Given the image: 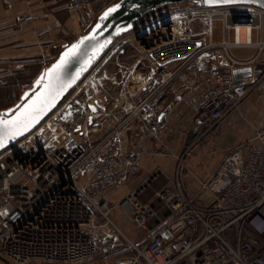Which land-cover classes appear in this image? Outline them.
I'll use <instances>...</instances> for the list:
<instances>
[{"label": "built area", "instance_id": "1", "mask_svg": "<svg viewBox=\"0 0 264 264\" xmlns=\"http://www.w3.org/2000/svg\"><path fill=\"white\" fill-rule=\"evenodd\" d=\"M88 3L70 0L68 9L79 11ZM183 5L147 24L141 19L79 83V92L75 89L38 128L0 152V257L7 263L91 264L100 250L116 251L114 236L124 234L111 218L108 193L127 180L144 145L162 128L171 89L183 101L196 97L190 106L194 131L204 134L249 95L264 91V9ZM197 19L204 32L195 31ZM134 40L142 48L138 64L147 66L138 103L100 139L82 141L86 130L101 126L90 106L113 99L114 88L123 83L115 76L101 79L107 57L120 45L117 54H125ZM234 49L257 54L237 58ZM217 51H225L229 63ZM246 67L250 76L236 80L233 72ZM33 82L21 83V92ZM130 125L136 141L127 149L122 132ZM143 191L130 192L121 204L145 231L143 241L125 236L131 254L116 264H264V115L251 140L227 151L202 195L194 197L172 181L148 202L139 199Z\"/></svg>", "mask_w": 264, "mask_h": 264}, {"label": "rangeland", "instance_id": "2", "mask_svg": "<svg viewBox=\"0 0 264 264\" xmlns=\"http://www.w3.org/2000/svg\"><path fill=\"white\" fill-rule=\"evenodd\" d=\"M87 1L90 2V0ZM183 6L185 5H166L144 16L140 24L152 22ZM194 28L198 33L205 31L203 24L198 19L194 21ZM215 31L217 39L220 40L222 36L220 22L216 23ZM124 50L125 54L121 55H118L117 51L111 52L107 57L109 62L107 65L109 67L105 69L106 76L101 78L102 80H107V76H115L119 82H123L114 88L113 99H109L105 103L108 105L115 103L111 106L114 107V112L118 115L119 121L138 103L147 75V66L141 63L138 64L142 51L139 41L134 40ZM231 52L237 58H249L257 54L255 49H234ZM217 54H220L229 63V59L225 57V51H217ZM177 87L179 86L177 85ZM80 90L81 88H77L75 93ZM105 104L103 105L105 106ZM263 115L264 91L259 90L249 95L222 123L206 134L204 132H195L193 122L191 127L185 130L179 128L178 124L160 128L156 137L150 139L144 145L145 150L141 147L143 151L140 166L130 169L131 171L127 172V180L108 193L112 201L111 218L117 228L124 234V236H114L117 245H119L116 251H113L117 255L102 262L99 257L105 255L100 250L95 262L91 264H116L121 262L122 258L130 255V251L126 249L128 243L125 239L127 240L128 238L135 243L143 241L145 231L140 229L131 220L128 212L121 207V204L128 199L130 192L142 190L164 172L170 178L166 180V183L171 181L180 183L192 196L198 197L202 195L204 184L227 151L251 140ZM119 121H107L99 129H95L92 132L86 130V135L80 137V139L85 142L87 140L96 141L118 124ZM147 147H149L148 151ZM123 249L124 251H121ZM0 264L4 263L0 261Z\"/></svg>", "mask_w": 264, "mask_h": 264}, {"label": "crops", "instance_id": "3", "mask_svg": "<svg viewBox=\"0 0 264 264\" xmlns=\"http://www.w3.org/2000/svg\"><path fill=\"white\" fill-rule=\"evenodd\" d=\"M68 3L69 0H0V113L14 106L21 83L35 81L65 45L85 35L96 22L97 0H90L79 11H70ZM28 15L33 20H24ZM195 98L192 94L187 101L180 100L178 90L171 89L165 101L168 112L160 127L178 124L183 130L189 129L193 122L190 106ZM111 105L105 104L96 116L102 126L107 121H119ZM122 136L124 148H130L136 141L134 127L128 126ZM169 179L163 172L143 188L139 199L148 202Z\"/></svg>", "mask_w": 264, "mask_h": 264}, {"label": "water", "instance_id": "4", "mask_svg": "<svg viewBox=\"0 0 264 264\" xmlns=\"http://www.w3.org/2000/svg\"><path fill=\"white\" fill-rule=\"evenodd\" d=\"M190 2L210 8L254 5L264 9V0H119L98 16L85 35L64 46L55 61L43 70L16 105L0 113V152L14 146L38 128L59 108L112 45L119 38L133 32L137 22L144 16L166 5ZM110 9L115 10L109 11ZM137 39L140 36L137 35ZM233 74L238 80L250 76L251 69L241 68ZM104 108V105L90 106L94 115ZM167 112L166 110L161 114L160 121ZM94 121L93 116L90 123L93 124ZM0 259L9 264L5 259Z\"/></svg>", "mask_w": 264, "mask_h": 264}, {"label": "trees", "instance_id": "5", "mask_svg": "<svg viewBox=\"0 0 264 264\" xmlns=\"http://www.w3.org/2000/svg\"><path fill=\"white\" fill-rule=\"evenodd\" d=\"M92 1H95V0H92ZM119 0H97V3H99V6L97 7L99 10H98V16L106 9V8H108L109 6H111V5H113V4H115V3H117ZM183 5V4H182ZM139 22H137V24H138ZM89 31V30H88ZM87 31V32H88ZM86 32V33H87ZM76 89V88H75ZM74 89V90H75ZM73 90V91H74ZM72 91V92H73ZM72 92L70 93V95L72 94ZM23 94L24 93H22L21 92V90H20V93H19V95H18V97L16 98V102L13 104V105H16L20 100H21V98H22V96H23ZM69 95V96H70ZM10 108V107H9ZM127 249V248H126ZM119 251V250H118ZM121 251H124V249L123 250H121ZM120 251V252H121ZM115 252V251H114ZM114 252H111V253H109V254H104L105 256H100L99 258H100V260L102 261V262H104L105 261V259H108V258H111V257H113V256H115V255H117L116 253H114ZM120 254H122V253H120ZM131 254V253H130ZM127 256H130V255H127Z\"/></svg>", "mask_w": 264, "mask_h": 264}, {"label": "bare ground", "instance_id": "6", "mask_svg": "<svg viewBox=\"0 0 264 264\" xmlns=\"http://www.w3.org/2000/svg\"><path fill=\"white\" fill-rule=\"evenodd\" d=\"M183 4H185V3H183ZM140 40H141V37H140ZM115 44V43H114ZM113 44V45H114ZM112 45V46H113ZM123 50V46L122 45H120L119 47H116L115 49H114V51H122ZM238 70V69H237ZM95 122V121H94Z\"/></svg>", "mask_w": 264, "mask_h": 264}, {"label": "snow or ice", "instance_id": "7", "mask_svg": "<svg viewBox=\"0 0 264 264\" xmlns=\"http://www.w3.org/2000/svg\"><path fill=\"white\" fill-rule=\"evenodd\" d=\"M225 2H228V0H225ZM114 10L115 9H110L109 11H114ZM105 15H107V13ZM57 67H59V65Z\"/></svg>", "mask_w": 264, "mask_h": 264}]
</instances>
